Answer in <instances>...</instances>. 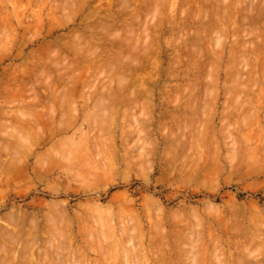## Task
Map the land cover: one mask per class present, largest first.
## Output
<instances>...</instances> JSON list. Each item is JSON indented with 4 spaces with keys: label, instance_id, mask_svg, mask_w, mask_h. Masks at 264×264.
<instances>
[{
    "label": "rangeland",
    "instance_id": "obj_1",
    "mask_svg": "<svg viewBox=\"0 0 264 264\" xmlns=\"http://www.w3.org/2000/svg\"><path fill=\"white\" fill-rule=\"evenodd\" d=\"M0 9V261L264 264V0Z\"/></svg>",
    "mask_w": 264,
    "mask_h": 264
},
{
    "label": "bare ground",
    "instance_id": "obj_2",
    "mask_svg": "<svg viewBox=\"0 0 264 264\" xmlns=\"http://www.w3.org/2000/svg\"><path fill=\"white\" fill-rule=\"evenodd\" d=\"M120 1H122V0H120ZM140 1H141V0H140ZM154 1H155V0H154ZM157 1H158V0H157ZM160 1H162V0H160ZM218 1H219V0H218ZM220 1H221V0H220ZM64 2H65V1H64ZM69 2H70V1H69ZM127 3H128V2H127ZM161 3H162V2H161ZM108 4H109V3H108ZM110 4H111V3H110ZM129 4H130V3H129ZM62 5H63V4H62ZM66 5H67V3L65 4V7H66ZM114 5H115V4H114ZM124 5H125V3H124ZM153 5H154V4H153ZM220 5H221V4H220ZM111 6H113V5L111 4ZM125 6H126V5H125ZM130 6H131V5H130ZM151 6H152V5H151ZM156 6H158V5L156 4ZM160 6H161V5H160ZM152 7H153V6H152ZM154 7H155V6H154ZM228 7H229V6H228ZM62 8H63V7H62ZM73 8H74V7H73ZM219 8H220V7H219ZM219 8H218V9H219ZM222 8H223V7H222ZM63 9H64V8H63ZM113 9H114V8H113ZM124 9H125V8H124ZM128 9H130V7H129V8L127 7V8L125 9V11L128 10ZM131 9H132V8H131ZM152 9H153V8H152ZM158 9H159V8H158ZM218 9H217V10H218ZM0 10H2V9H0ZM105 10H106V9H105ZM118 10H119V9H118ZM63 11H64V10H63ZM66 11H67V10H66ZM129 11H130V10H129ZM143 11H144V10H143ZM145 11H146V10H145ZM153 11H154V10H153ZM1 12L4 13L3 11H1ZM67 12H69V11H67ZM131 12H132V11H131ZM151 12H152V11H151ZM217 12H218V11H217ZM222 12H223V10H222ZM101 13H102V12H101ZM224 13H225V12H224ZM115 14H117V13H115ZM120 14H121V13H120ZM123 14H124V13H123ZM148 14H150V13H148ZM148 14H147V15H148ZM154 14H155V13H154ZM219 14H220V13H219ZM2 15H3V14H2ZM117 15H118V14H117ZM121 15H122V14H121ZM125 15H126V14H125ZM150 15H151V14H150ZM152 15H153V14H152ZM4 16H5V15H4ZM5 17H6V16H5ZM115 17H116V16H115ZM141 17H142V16H141ZM118 18H119V17H118ZM121 18H122V17H121ZM153 18H154V17H153ZM205 18H206V17H205ZM66 19H68V18L66 17ZM136 19H137V18H136ZM136 19H134V20L136 21ZM63 20H64V19H63ZM2 21H3V20H2ZM99 21H100V20H99ZM65 22H66V21H65ZM100 22H101V21H100ZM105 22H107V21H105ZM105 22H104V23H105ZM3 23H4V22H3ZM23 23H25V22H23ZM31 23H32V22H31ZM104 23H103V25H104ZM5 24L7 25V23H5ZM5 24H3V25H5ZM97 24H98V23H97ZM99 24H100V23H99ZM99 24H98V25H99ZM108 24H109V23H108ZM3 25H2V27H3ZM26 25H27V23H26ZM94 25H95V24H94ZM94 25H93V27H94ZM100 25H101V24H100ZM103 25H101V26H103ZM106 25H107V23H106ZM31 26H32V25H30V27H31ZM82 26H84V25H82ZM82 26H81V27H82ZM86 26H87V25H86ZM112 26H114V25H112ZM112 26H111V28H112ZM6 27H7V26H5V29H4V30L8 29V28H6ZM11 27H12V26H11ZM30 27H27L26 29H29ZM109 27H110V26H109ZM109 27H108V29H109V31H110V28H109ZM3 28H4V27H3ZM83 28H84V27H83ZM86 28H87V27H86ZM97 28H99V27L97 26ZM104 28H106L105 25H104L103 29H104ZM89 29H91V28H89ZM2 30H3V29H1V31H2ZM97 30H98V29H97ZM104 30H106V29H104ZM116 30H117V29H116ZM126 30H127V29H126ZM32 31H33V29H32ZM76 31H77V30H76ZM106 31H107V30H106ZM127 31H128V30H127ZM127 31H126V32H127ZM2 32H4V31H2ZM8 32H10V30H8ZM94 32H95V31H94ZM133 32H134V31H133ZM5 33H7V32H5ZM74 33H75V32H74ZM77 33H78V32H77ZM91 33H92V32H91ZM112 33H113V32H112ZM0 34H1V33H0ZM2 34H4V33H2ZM2 34H1V35H2ZM9 34H10V33H9ZM92 34H93V33H92ZM126 34H128V33H126ZM13 35H15V34H13ZM13 35H11V36H13ZM77 35H78V34H77ZM117 35H118V33H117ZM78 36H79V35H78ZM81 36H82V35H81ZM127 36H128V35H127ZM143 36H146V34H144ZM2 37H3V36H2ZM116 37H117V36H116ZM119 37H120V36H119ZM78 38H79V37H78ZM110 38H111V37H110ZM136 38H137V37H136ZM136 38H135L134 40H136ZM138 38H139V37H138ZM0 39H1V38H0ZM80 39H82V38H80ZM80 39H79V40H80ZM107 39H108V38H107ZM112 39H113V38H112ZM145 39H147V38H145ZM76 40H77V39H76ZM82 40H84V38H83ZM85 40H86V39H85ZM125 40H126V39H125ZM114 41H115V40H114ZM122 41H123V40H122ZM137 41H138V40H137ZM137 41H136V42H137ZM123 42H124V41H123ZM127 42H128V41H127ZM77 43H78V40H77ZM79 43H80V42H79ZM81 43H82V42H81ZM124 43H125V42H124ZM125 44H126V43H125ZM137 44H138V43H137ZM80 45H81V44H80ZM119 45H120V44H119ZM120 46H121V45H120ZM122 46H123V45H122ZM145 47H147V46H145ZM76 49H77V48H76ZM103 49H104V48H103ZM128 49H129V48H128ZM77 50H78V49H77ZM110 50H111V49H110ZM74 51H75V49H74ZM78 51H80V50H78ZM82 51H83V50H82ZM92 51H93V52H92L91 55H95V53H94L95 50H92ZM104 51H105V50H104ZM113 51H114V50H113ZM127 51H128V50H127ZM127 51H126V52H127ZM143 51H144V50H143ZM56 52H57V51H56ZM85 52H86V51H85ZM121 52H123V51H121ZM71 53H72V52H71ZM80 53H81V52H80ZM93 53H94V54H93ZM117 53H120V52L117 51ZM127 53H128V52H127ZM133 53H134V52H133ZM57 54H58V53H57ZM57 54H56V55H57ZM106 54H107V53H106ZM122 54H123V53H122ZM128 54H129V53H128ZM17 55H18V54H17ZM17 55H16V56H17ZM87 55H90V54H87ZM112 55H113V54H112ZM126 55H127V54H126ZM16 56H14V57H16ZM118 56H119V55H118ZM86 57H87V56H86ZM88 57H89V56H88ZM93 57H94V56H93ZM129 57H131V56H129ZM80 58H81V57H80ZM90 58H91V57H90ZM118 58H119V57H118ZM122 58H124V56H123ZM139 58H140V57H139ZM144 58H145V57H144ZM15 59H16V58H15ZM87 59H89V58H87ZM131 61H132V59H131ZM58 65H59V64H58ZM118 65H120V64H118ZM132 65H133V64H132ZM55 66H57V65H55ZM135 67H136V66H135ZM57 68H58V67H57ZM89 69H90V68H89ZM46 72H47V71H46ZM42 74H43V72H42ZM59 74H60V73H59ZM70 74H71V73H70ZM46 75H47V74H46ZM72 75H73V74H72ZM73 76H74V75H73ZM78 76H79V75H78ZM69 77H70V76H69ZM28 78H30V77H28ZM50 78H51V77H50ZM62 78H63V77H62ZM64 78H65V77H64ZM67 78H68V77H67ZM71 78H72V76H71ZM71 78H70V79H71ZM73 78H74V77H73ZM73 78H72V79H73ZM43 79H44V78H43ZM75 79H76V78H75ZM20 80H21V79H20ZM27 80H28V79H27ZM48 80H49V79H48ZM55 80H56V79H55ZM22 81H25V80H22ZM74 81H75V80H74ZM36 82H37V81H36ZM46 82H47V81H45V83H43V84H46ZM58 82H59V84H61L60 81H58ZM61 82H62V80H61ZM48 83H49V81H48ZM63 83H64V85H65V84H68V82L66 83V81L63 82ZM73 83H74V82H72V85H73ZM33 84H34V83H33ZM120 84H121V83H120ZM39 85H40V84H39ZM56 85H57V84H56ZM61 85H62V84H61ZM68 85H69V84H68ZM48 86H50V88H51V85H50V84H48ZM48 86H46V87H48ZM53 86H54V83H53L52 87H53ZM59 86H60V85H59ZM65 86L67 87V85H65ZM120 86H121V85H120ZM15 87H16V86H15ZM18 87H20V86H18ZM44 87H45V86H44ZM57 87H58V86H57ZM57 87H56V88H57ZM61 87H62V86H60V88H61ZM68 87H69V86H68ZM72 87H73V86H72ZM23 88H24V87H22V89H23ZM56 88H55V89H56ZM60 88H59V91H60ZM126 88H127V87H126ZM15 89H17V87H16ZM15 89H14V90H15ZM24 89H25V88H24ZM45 89H46V88H45ZM48 89H49V88H48ZM66 89H68V88H66ZM127 89H128V88H127ZM34 90H35V89H34ZM52 90H53V89H52ZM10 91H11V90H10ZM45 91H46V90H45ZM50 91H51V89H50ZM54 91L57 92L58 89H57V91H56V90H54ZM65 91H66V90H65ZM14 92H15V91H14ZM48 92H49V91H48ZM108 92H109V91H108ZM136 92H137V91H136ZM136 92H135V93H136ZM25 93H26V92H25ZM25 93H24V94H25ZM36 93H37V92H36ZM43 93H44V92H43ZM45 93H46V92H45ZM51 93H52V92H51ZM135 93H133V94L135 95ZM33 94H34V93H33ZM55 94H56V93H55ZM60 94H61V93H60ZM107 94H108V93H107ZM110 94H111V93H110ZM121 94H122V92H121ZM136 94H138V93H136ZM139 94H140V93H139ZM46 95H47V94H46ZM61 95H62V94H61ZM134 95H133V96H134ZM146 95H147V94H146ZM2 96H3V95H2ZM20 96H21V95H20ZM38 96H39V94H38ZM49 96H50V95H49ZM0 97H1V96H0ZM34 97H35V98H34V99L32 98V99L35 101V100L38 98V97H37V94H36V96L34 95ZM36 97H37V98H36ZM52 97H53V96H52ZM63 97H64V94H63V96L60 97V98H63ZM117 98H118V97H117ZM7 100H8V99H7ZM37 100L39 101V99H37ZM60 100H61V99H60ZM34 101H33V103H35ZM61 101H65L64 98H63V100H61ZM136 103H137V102H136ZM99 146H100V145H99ZM94 208H95V207H94ZM101 214H102V213H101ZM14 215H15V214H14ZM23 215H24V214H23ZM9 216H10V215H9ZM105 216H106V214H105ZM57 217H58V216H57ZM106 217H107V216H106ZM107 218H108V217H107ZM107 218H106V220H108ZM24 219H25V217H24ZM99 219H100V218H99ZM17 220H18V219H17ZM21 220H22V219H21ZM31 220H32V219H31ZM103 220H104V219H103ZM13 221H15V220H13ZM24 221H25V220H24ZM51 221H52V220H51ZM58 221H60L59 218H58ZM58 221H57V222H58ZM104 221H105V220H104ZM60 222H61V221H60ZM15 223H16V222H15ZM104 223H107V222H104ZM19 224H22V223L20 222ZM53 224H54V223H53ZM101 224H102V223H101ZM109 224H110V223H109ZM13 226H14V225H13ZM15 226H16V224H15ZM15 226H14V227H15ZM21 227H22V225H21ZM263 228H264V227H263ZM0 230H1V229H0ZM2 230H3V229H2ZM20 230H21V229H20ZM28 230H29V229H28ZM32 231H33V230H32ZM32 231H31V233H33ZM16 232H17V231H16ZM0 233H1V231H0ZM2 233H3V232H2ZM10 233H11V235H12V231L9 232V234H10ZM19 233H20V232H19ZM25 233H26V231H25ZM238 233H239V232H238ZM26 234H27V233H26ZM15 235H16V234H15ZM19 235H20V234H19ZM28 235H29V234H28ZM4 236H5V234H4ZM4 236H3V237H4ZM17 236H18V235H17ZM17 236H15V238H14L15 241H14V242H16V238H19V237H17ZM1 237H2V234H1ZM9 237H11V239H12V236H7V235H6L5 238L9 239L8 241L10 242L11 240H10ZM32 237H33V236H32ZM34 237H35V235H34ZM254 237H255V236H254ZM241 238H242V237H241ZM250 238H251V237H250ZM7 239H6V240H7ZM23 239H24V238H23ZM247 239H248V238H247ZM257 239H258V238H257ZM259 239H260V237H259ZM24 240H25V239H24ZM24 240H23V241H24ZM261 240H262V239H261ZM8 241H7V242H8ZM17 241H18V240H17ZM30 241H31V239H30ZM62 241H63V240H62ZM9 242H8L9 245H10L11 243H13L12 241H11L10 243H9ZM25 242H26V241H24V243H25ZM32 242H33V244H34V240H33ZM17 243H18V242H17ZM24 243H23V244H24ZM63 243H64V242H63ZM13 244H14V243H13ZM15 244H16V243H15ZM65 244H67V243H65ZM258 244H259V243H258ZM25 245H28L29 248H30V246H31L29 243H27V244H25ZM217 245H218V244H217ZM242 245H244V244H242ZM260 245H261V244H259V246H260ZM16 246H17V245H16ZM239 246H240V245H239ZM0 247H2V246H0ZM3 247H4V246H3ZM14 247H15V246H14ZM28 247H27V246H26V248H25V247H22V248H25V249H23L22 251H24V250H26V251H24V254H23V253H20V254H21V255H20L21 259H20V260H21V261H22V255H23V259H24V260H25V259H26V260L28 259V255H26L27 252H28V250H30ZM237 247H238V246H237ZM27 248H28V249H27ZM31 248H32V247H31ZM239 248H240V247H239ZM246 248H247V247H246ZM15 249H16V248H15ZM236 249H237V248H236ZM240 249H241V248H240ZM0 250H2V248H1ZM5 250H6V248L4 247V249L2 250V252L5 251ZM42 250H43V249H42ZM246 250H247V249H246ZM7 251H9V253H7V252H6V253H7L8 255L10 254V255L7 256V257L12 256L13 253L15 252L14 249H12V251H13V252H12L10 248H9V250H7ZM30 251H31V250H30ZM30 251H29V252H30ZM247 251H248V250H247ZM11 252H12V255H11ZM35 252H36V251H35ZM7 254H6V255H7ZM166 254H167V253H166ZM163 255H164V254H163ZM215 255H216V254H215ZM235 255H236V254H235ZM249 255H250V254H249ZM0 256H1V255H0ZM25 256H26L27 258H26ZM240 258H241V257H240ZM248 258H249V256H247V259L245 258V260H248ZM2 259H3V257H2ZM9 259H10V258H7L6 260L9 261ZM11 259H13V258H11ZM11 259H10V261H11ZM241 259H242V258H241ZM241 259H240V260H241ZM240 260H238V261H240ZM3 261H4V259H3L2 261H0V264H9V263H10V262L4 263ZM17 261H18V263L21 262V261L19 262V260H17ZM27 261H28V260H27ZM12 262H13V261H12ZM12 262H11V264H12ZM240 262H241V261H240ZM240 262H239L238 264H242V263H240ZM245 262H246V261H245ZM245 262H244V263H245ZM248 262H249V261H248ZM16 263H17V262H16ZM21 263H23V262H21ZM27 263H28V262H27ZM27 263L25 262V264H27ZM30 263H31V262H30ZM33 263H34V262H33ZM244 263H243V264H244ZM249 263H250V262H249ZM252 263H253V262H252ZM252 263H251V264H252ZM261 263H262V261H261ZM261 263L259 262L258 264H261ZM23 264H24V263H23ZM247 264H248V263H247Z\"/></svg>",
    "mask_w": 264,
    "mask_h": 264
}]
</instances>
